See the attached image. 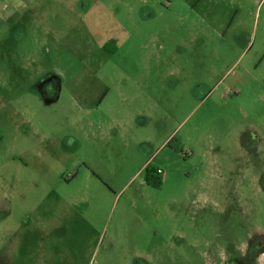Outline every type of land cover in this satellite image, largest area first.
<instances>
[{"label":"rangeland","instance_id":"374dc122","mask_svg":"<svg viewBox=\"0 0 264 264\" xmlns=\"http://www.w3.org/2000/svg\"><path fill=\"white\" fill-rule=\"evenodd\" d=\"M0 264H264V0H0Z\"/></svg>","mask_w":264,"mask_h":264},{"label":"trees","instance_id":"16d2710c","mask_svg":"<svg viewBox=\"0 0 264 264\" xmlns=\"http://www.w3.org/2000/svg\"><path fill=\"white\" fill-rule=\"evenodd\" d=\"M150 171L148 169L145 170V174H146V181H149L150 179ZM156 173V189L160 188L162 185V178L161 176L157 173V169L155 170Z\"/></svg>","mask_w":264,"mask_h":264},{"label":"flooded vegetation","instance_id":"af4514ba","mask_svg":"<svg viewBox=\"0 0 264 264\" xmlns=\"http://www.w3.org/2000/svg\"><path fill=\"white\" fill-rule=\"evenodd\" d=\"M162 171V170H161ZM162 178V181H163V177H164V172L162 171V174H159ZM158 189V188H157Z\"/></svg>","mask_w":264,"mask_h":264},{"label":"built area","instance_id":"2783aa9c","mask_svg":"<svg viewBox=\"0 0 264 264\" xmlns=\"http://www.w3.org/2000/svg\"><path fill=\"white\" fill-rule=\"evenodd\" d=\"M158 174H162V171L160 169H157Z\"/></svg>","mask_w":264,"mask_h":264}]
</instances>
